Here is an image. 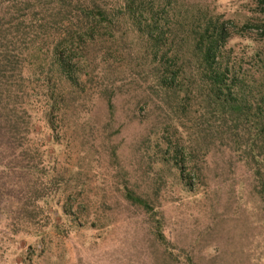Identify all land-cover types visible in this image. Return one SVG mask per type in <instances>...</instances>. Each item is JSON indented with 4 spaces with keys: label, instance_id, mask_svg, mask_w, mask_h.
<instances>
[{
    "label": "rangeland",
    "instance_id": "1",
    "mask_svg": "<svg viewBox=\"0 0 264 264\" xmlns=\"http://www.w3.org/2000/svg\"><path fill=\"white\" fill-rule=\"evenodd\" d=\"M0 264H264V0H0Z\"/></svg>",
    "mask_w": 264,
    "mask_h": 264
},
{
    "label": "trees",
    "instance_id": "2",
    "mask_svg": "<svg viewBox=\"0 0 264 264\" xmlns=\"http://www.w3.org/2000/svg\"><path fill=\"white\" fill-rule=\"evenodd\" d=\"M207 58H208V56H207ZM216 73V82H217V84L218 85H222V80L220 79V76L217 74V72H215Z\"/></svg>",
    "mask_w": 264,
    "mask_h": 264
}]
</instances>
